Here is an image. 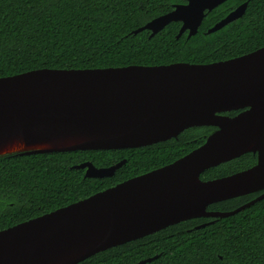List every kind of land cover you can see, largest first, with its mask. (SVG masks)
Returning a JSON list of instances; mask_svg holds the SVG:
<instances>
[{
	"label": "water",
	"instance_id": "water-1",
	"mask_svg": "<svg viewBox=\"0 0 264 264\" xmlns=\"http://www.w3.org/2000/svg\"><path fill=\"white\" fill-rule=\"evenodd\" d=\"M223 1L187 0L133 33L147 30L152 37L179 21L175 38L185 31L189 38L205 11ZM245 7L243 3L206 33L236 20ZM237 110L241 111L232 117L220 114ZM201 126L217 128L202 145L175 161L0 230V264H76L182 221L224 218L263 199L264 192L232 211L207 210L213 203L264 191V46L208 64L42 68L1 77L0 147L15 140L27 146L0 156L137 148ZM75 137L87 139L51 145ZM247 152L256 154L253 166L199 179L206 169ZM125 161L109 167L86 161L73 167L84 170L85 178H106Z\"/></svg>",
	"mask_w": 264,
	"mask_h": 264
},
{
	"label": "trees",
	"instance_id": "trees-1",
	"mask_svg": "<svg viewBox=\"0 0 264 264\" xmlns=\"http://www.w3.org/2000/svg\"><path fill=\"white\" fill-rule=\"evenodd\" d=\"M235 1L207 12L195 35L175 38L179 22L152 37L147 30L133 32L180 0H0V78L42 68L208 64L235 58L264 46V0H249L240 19L207 34ZM213 130L193 127L176 138L135 149L2 155L0 230L169 164ZM123 159L125 164L106 178H85L84 170L73 167L86 161L109 167ZM255 162L256 156L247 152L200 177L220 178ZM262 192L219 201L208 209L232 211ZM155 256L145 264H264V198L233 215L186 220L76 264H136Z\"/></svg>",
	"mask_w": 264,
	"mask_h": 264
},
{
	"label": "flooded vegetation",
	"instance_id": "flooded-vegetation-1",
	"mask_svg": "<svg viewBox=\"0 0 264 264\" xmlns=\"http://www.w3.org/2000/svg\"><path fill=\"white\" fill-rule=\"evenodd\" d=\"M228 1H230V0H225V1H223L222 3L218 4V5H217L216 7H214L213 9H215V8H217V7H219V6H223V5H225ZM238 1H239V0H236V1H235V4H233V5H228V7H225V8H224V11H227V12H226V13H225V14H224V15H223V16H222L217 22H219L221 19H223L224 17H226L229 13H231L232 11H234L235 9H237V8H238L239 6H241L243 3H246V7H245L244 12L242 13V15H241L239 18H237L236 20L231 21V22L228 23L227 25H229V24H231L232 22H235V21H237L238 19H240V18L244 15V13H245V11H246V9H247L248 1H249V0H240L239 2H238ZM186 3H187V0H180L179 3H175L174 5H177V4H186ZM174 5H173V7H174ZM213 9H212V10H213ZM212 10H211V11H212ZM263 11H264V8H263ZM207 12H210V11H205V15H206ZM205 15H204V16H205ZM262 17H263V14H262ZM203 18H204V17H203ZM202 20H203V19H202ZM178 22H179V21H178ZM217 22H215V23H217ZM179 23H180V26H181V22H179ZM215 23H214V24H215ZM214 24H213V25H214ZM213 25H212V26H213ZM227 25H225V26H227ZM180 26H179V28H180ZM212 26H211V27H212ZM225 26H223V27H225ZM211 27H210V28H211ZM223 27H222V28H223ZM198 28H199V27H198ZM208 29H209V28H208ZM208 29H207V30H208ZM207 30H206V31H207ZM219 30H220V29H219ZM177 33H178V32H177ZM184 33L187 34V31H185ZM184 33H183V34H184ZM186 37H187V36H186ZM251 52H252V51H251ZM249 53H250V52H249ZM243 55H244V54H243ZM238 57H239V56H238ZM235 58H236V57H235ZM240 111H241V110H237V111H235V114H233V115H229V114H227V113H230V112H224V113H220V114L228 115V116H231V117H232V116H235V115H236L237 113H239ZM231 112H233V111H231ZM201 127H208V126H201ZM210 127H211V126H210ZM191 128H193V127H191ZM213 128H214V130H213V132H214V131L216 130L217 127H213ZM188 129H189V128H188ZM186 130H187V129H186ZM184 131H185V130H184ZM182 132H183V131H182ZM182 132H181V133H182ZM211 133H212V132H211ZM211 133H210V134H211ZM210 134H208V135L205 136L204 141L206 140V138H207ZM178 135H179V134H178ZM178 135H177V136H178ZM175 138H176V137H175ZM170 139H172V138H170ZM170 139H168V140H170ZM166 141H167V140H166ZM204 141H203L201 144H199L197 147H199L200 145H202V144L204 143ZM162 142H164V141H162ZM157 143H159V142H157ZM153 144H156V143H153ZM151 145H152V144H151ZM147 146H149V145H147ZM142 147H146V146H142ZM142 147H137V148H142ZM197 147H195L194 149H196ZM126 149H135V148H126ZM194 149H192V150H194ZM120 150H121V149H120ZM192 150H191V151H192ZM189 152H190V151H189ZM189 152H188V153H189ZM251 153H252V152H251ZM252 154H253V153H252ZM185 155H186V154H185ZM254 155L256 156V154H254ZM123 160H125V159H123ZM255 163H256V162H255ZM166 165H167V164H166ZM164 166H165V165H164ZM161 167H162V166H161ZM159 168H160V167H159ZM156 169H157V168H156ZM153 170H154V169H153ZM206 170H207V169H206ZM148 172H149V171H148ZM203 172H204V171H203ZM203 172H202V173H203ZM145 173H146V172H145ZM202 173H200V175H199V179H200L201 181H207V180H205V179H204V180L201 179L200 176H201ZM143 174H144V173H143ZM140 175H141V174H140ZM137 176H138V175H137ZM259 192H261V191H259ZM263 192H264V191H263ZM255 193H257V192H255ZM251 194H253V193H251ZM247 195H248V194H247ZM244 196H245V195H244ZM209 206H210V205H209ZM209 206H208V207H209ZM208 207H207V210H208V211H211V210L208 209ZM198 218H209V217H198ZM192 219H196V218H192ZM212 219H214V218H212ZM189 220H190V219H189ZM182 222H183V221H182ZM177 224H178V223H177ZM204 224H205V223H204Z\"/></svg>",
	"mask_w": 264,
	"mask_h": 264
},
{
	"label": "bare ground",
	"instance_id": "bare-ground-1",
	"mask_svg": "<svg viewBox=\"0 0 264 264\" xmlns=\"http://www.w3.org/2000/svg\"><path fill=\"white\" fill-rule=\"evenodd\" d=\"M85 139H87V138H84V137L68 138V139H65V140H59V141H56V142H52L51 145H53V146L55 144L65 145V144H70V143H73V142L83 141ZM26 146L27 145L25 144L24 141L15 140L13 142H10L9 144L1 146L0 147V152L10 151V150H14V149L22 150V149H24L23 147H26Z\"/></svg>",
	"mask_w": 264,
	"mask_h": 264
}]
</instances>
